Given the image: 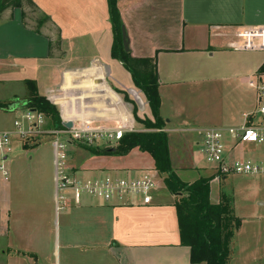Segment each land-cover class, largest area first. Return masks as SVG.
I'll return each instance as SVG.
<instances>
[{
  "label": "crops",
  "instance_id": "obj_1",
  "mask_svg": "<svg viewBox=\"0 0 264 264\" xmlns=\"http://www.w3.org/2000/svg\"><path fill=\"white\" fill-rule=\"evenodd\" d=\"M32 1L34 9L23 2L0 16V86L17 89L8 96L0 92V103L26 101L32 83L63 124L147 132L137 119L154 120L148 100L112 56L108 0ZM118 8L131 57L156 63L165 132L236 129L253 116L241 84L253 89L254 80H264V53L242 49L238 34L264 30V0H119ZM15 117L0 132L12 129ZM187 134L191 142L184 152L177 147L175 156L168 141L175 173L188 184L212 177L211 184L220 182L212 167L206 174L195 166L201 141ZM228 141L230 157L264 162V145ZM69 155L72 172L82 180L157 172L152 157L138 149L125 156H93L75 145ZM55 160L50 140L33 149L14 146L8 160L11 186L0 193V237L8 241L0 251L7 264H191L190 248L181 245L177 197L164 180H157L149 206L84 197L59 213ZM188 173L195 174L183 180ZM244 179L257 187L247 192L256 201L250 216L239 218L229 264H264V180ZM221 196L213 200L211 190L213 204L229 200Z\"/></svg>",
  "mask_w": 264,
  "mask_h": 264
},
{
  "label": "built area",
  "instance_id": "obj_2",
  "mask_svg": "<svg viewBox=\"0 0 264 264\" xmlns=\"http://www.w3.org/2000/svg\"><path fill=\"white\" fill-rule=\"evenodd\" d=\"M242 49L264 53V30L242 32ZM253 86V84H251ZM259 98L261 107L258 114L264 118V90ZM9 113L16 115L12 129L0 132V184H7L11 179L8 160L16 144L31 142L41 143L50 140L55 149L57 212L62 213L72 206H79L84 197L101 200L105 203L120 201L122 205L140 203L152 204V194L157 189L156 177L149 171L137 177L105 176L82 180L75 176L69 166V151L73 145L83 148H109L118 144L126 133L133 129L117 130L88 129L81 126L61 128L50 125L48 118L41 112L10 105ZM253 116H245L244 124L239 129L223 130L207 128L191 130L185 133L197 134L201 141L200 152L215 172V178L250 177L264 180V162H255L249 158L230 157L227 139L239 145H264V120L249 125ZM229 136V138L227 137Z\"/></svg>",
  "mask_w": 264,
  "mask_h": 264
},
{
  "label": "trees",
  "instance_id": "obj_3",
  "mask_svg": "<svg viewBox=\"0 0 264 264\" xmlns=\"http://www.w3.org/2000/svg\"><path fill=\"white\" fill-rule=\"evenodd\" d=\"M26 2L32 9V0H0V16L8 9L21 8ZM118 0H108L110 18L115 36L112 56L119 59L131 72L137 88L146 96L154 122H143L147 132L126 133L117 147L87 148L100 156H125L135 149L149 154L155 162V169L165 176L168 191L177 197V211L181 245L190 248L191 264H229L231 243L241 228L242 220L234 215V210L223 203L211 202L212 178H201L191 184L184 183L171 165L167 134L162 131L165 122L160 117L161 99L159 79L154 60L132 58L123 46V22L117 6ZM48 18L38 22L37 28ZM264 75V66L260 69ZM30 98L24 101L27 108L37 110L51 118L56 128L62 127L57 108L46 98L40 97L35 84L29 83ZM10 105L0 103V110L8 112Z\"/></svg>",
  "mask_w": 264,
  "mask_h": 264
},
{
  "label": "rangeland",
  "instance_id": "obj_4",
  "mask_svg": "<svg viewBox=\"0 0 264 264\" xmlns=\"http://www.w3.org/2000/svg\"><path fill=\"white\" fill-rule=\"evenodd\" d=\"M118 3H119V0H118ZM118 3H117V6H118ZM118 10H119V8H118ZM123 27H124V24H123ZM124 29H125V27H124ZM125 34L127 36L126 30H125ZM122 37H123V30H122ZM125 41L126 40L123 37V46H124ZM127 53H129V52H127ZM254 81H255V85H256L255 88L250 89L246 83H242L241 84L242 85L241 91L244 93V96H246V101H247L246 108H248L250 110V112H252V114L254 113L253 117H252L254 123H259V122H262L264 120L263 116L258 114V110L261 107V104L259 102V98L262 94L261 90L262 89L264 90V80H263V77H261L259 80L257 79ZM0 90H1L0 92H2V93H7L6 95L8 96L9 94L13 93V90H17V89L15 87L11 88V86L9 87V86L5 85L4 87L0 86ZM23 101L24 100H17L15 98L14 99L12 98V99H10V102H7V104L8 105L15 104L18 107H23V105H22ZM263 102H264V100H263ZM11 114H7L6 111L0 110V127L3 125H5V126L10 125V123L12 122L13 115H14L13 113H11ZM47 118H48L50 125H53L51 118H49V117H47ZM147 121H149V120L148 119L143 120L144 123ZM151 122H154V120ZM144 127H145V125H144ZM145 129H146V127H145ZM164 129H165V127H164ZM164 129L162 131L165 132ZM236 129H239V128H236ZM135 132H137V131H134L132 133H135ZM138 133H141V132H138ZM165 133L167 134L168 141L169 140L172 141L174 143L173 145H175L172 148L173 156H175V151L177 150V147H178L179 151H183L184 148L185 149L187 148V146H188L187 143L191 142L189 135L185 132L174 131L172 134H168L167 132H165ZM227 137L229 138L228 135H227ZM228 140L229 139H227V141ZM43 142L44 141H42L41 143H37V144L34 142H31L29 144H25L22 146L25 149H33L34 147L41 145ZM73 146H75V145H73ZM113 147H117V145L113 144ZM84 149H86L93 156H100V155L93 154V152L90 149H87V148H84ZM73 154H74L73 156L76 155L75 153H73ZM194 158H195V166H198L200 169L207 170L206 174H209L211 166L206 162L204 156L200 152H198V150L196 151ZM171 165L173 168L172 161H171ZM173 170H174V168H173ZM151 173H153V172H151ZM194 174L195 173H188L189 177L186 176L185 174H182L181 177L183 180H187V179H191L194 176ZM120 175L123 177H126V176H124V174H120ZM155 177H156V181L158 180V182H160V179L164 180V178H165L164 175L158 174V172H156ZM244 178L245 177H240V176L239 177H229L226 180L221 178L220 182H215V183L211 184L213 200H215L218 195L226 196L229 200H225L223 198L224 203L228 204L233 210H236V211H234V215L237 216V218H240L241 216L249 217L251 214L250 208L252 205H254V203L256 201V200H254V198H248L247 192L250 193L253 190H256L257 187L254 186L253 184H251L250 181H247ZM7 184H0V193L3 190L10 188L9 186H11V185H9V184L7 185ZM221 202L223 203V201H221ZM247 227L250 228V226H247ZM243 238H247V237L244 235ZM13 244H14V242H13ZM7 245H8V241L6 240V238L0 237V248H2V247L5 248ZM4 248H3V250H4ZM1 254H2V252L0 251V264H7L6 257H3V256L1 257Z\"/></svg>",
  "mask_w": 264,
  "mask_h": 264
},
{
  "label": "water",
  "instance_id": "obj_5",
  "mask_svg": "<svg viewBox=\"0 0 264 264\" xmlns=\"http://www.w3.org/2000/svg\"><path fill=\"white\" fill-rule=\"evenodd\" d=\"M123 37L126 40L125 43H124V49H125L126 52H129V39H128V37L125 34V30H123ZM24 106H26V104H24ZM65 127L69 128V129L72 128V123L71 122L66 123Z\"/></svg>",
  "mask_w": 264,
  "mask_h": 264
}]
</instances>
